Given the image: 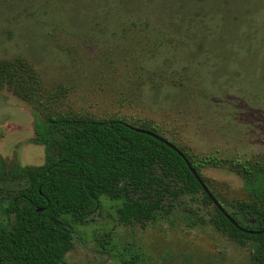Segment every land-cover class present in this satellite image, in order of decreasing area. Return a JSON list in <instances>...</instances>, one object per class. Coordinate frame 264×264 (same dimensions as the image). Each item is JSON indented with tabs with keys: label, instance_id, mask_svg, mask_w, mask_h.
Returning <instances> with one entry per match:
<instances>
[{
	"label": "rangeland",
	"instance_id": "rangeland-1",
	"mask_svg": "<svg viewBox=\"0 0 264 264\" xmlns=\"http://www.w3.org/2000/svg\"><path fill=\"white\" fill-rule=\"evenodd\" d=\"M32 69L41 101L0 88V155L42 165L36 116L120 117L188 155L221 205L249 194L235 160L264 156V0H0V61ZM219 162H205L206 157ZM102 195L73 231L69 264H256L254 243L216 225L203 194L144 224Z\"/></svg>",
	"mask_w": 264,
	"mask_h": 264
},
{
	"label": "trees",
	"instance_id": "trees-1",
	"mask_svg": "<svg viewBox=\"0 0 264 264\" xmlns=\"http://www.w3.org/2000/svg\"><path fill=\"white\" fill-rule=\"evenodd\" d=\"M1 87L29 102L41 101L24 60L0 61ZM136 127L163 136L153 126L120 117L36 116L34 141L45 146V162L8 163L0 155V264H69L65 255L73 248V231L65 218L85 221L102 195L120 201L122 221L142 225L182 195L202 193L213 204L186 160ZM178 148L201 176L199 157ZM211 161L219 162L205 158ZM231 166L242 174L250 198L226 211L244 230L215 206L216 225L238 242H253L254 260L264 264V156L253 162L235 160Z\"/></svg>",
	"mask_w": 264,
	"mask_h": 264
},
{
	"label": "water",
	"instance_id": "water-1",
	"mask_svg": "<svg viewBox=\"0 0 264 264\" xmlns=\"http://www.w3.org/2000/svg\"><path fill=\"white\" fill-rule=\"evenodd\" d=\"M137 131L139 132H143V133H147L149 135H152L153 137L161 140L162 142H164L165 144H167L168 146L172 147L173 149H175L187 162L190 170L193 172V174L195 175V177L198 179V181L201 183L203 190L208 194V196L212 199L213 204L221 211L224 213V215H226V217L228 219H230V221L236 225L237 227H239L240 229L244 230L243 227L240 226V224L235 221L230 215L229 213L226 211V209L221 205V203L219 202V200L214 196V194L211 192V190L208 188V186L206 185V183L204 182V180L201 178V176L198 174V172L196 171V169L191 165L190 161L185 157V155L183 154V152L181 150H179L178 147H176L171 141H169L168 139H166L163 136H160L154 132H151L147 129L144 128H135Z\"/></svg>",
	"mask_w": 264,
	"mask_h": 264
}]
</instances>
